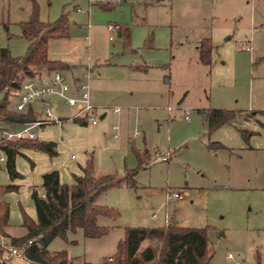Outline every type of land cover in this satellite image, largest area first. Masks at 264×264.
<instances>
[{
	"label": "rangeland",
	"instance_id": "obj_1",
	"mask_svg": "<svg viewBox=\"0 0 264 264\" xmlns=\"http://www.w3.org/2000/svg\"><path fill=\"white\" fill-rule=\"evenodd\" d=\"M35 5L42 21L62 13L68 19V35L47 43L50 58L72 65L57 71L71 80L87 67L90 99L98 96L106 105L95 107L97 124L91 125L73 120L76 110L53 98L52 111L63 121L34 131L36 140L55 142L57 153L20 147L16 178L0 150V188L17 187L0 191L10 207L7 232L26 233L22 212L36 220L31 192L41 193L43 174L57 171L62 184L72 185L91 158L101 175L122 178L136 170L135 187L111 188L97 198L119 212L117 219L98 218L100 226L113 228L106 236L68 233L48 245L50 253L101 264L116 253L125 227L163 226L167 215L168 222L206 228L209 264H264V0H0V49L25 54L21 23ZM108 24L119 30L109 31ZM204 36L213 45L211 66L197 59ZM209 107L250 115L209 133L200 111ZM135 130L141 135L134 137ZM216 141L224 146L210 147ZM135 149L148 153L139 169ZM155 151L170 159H156ZM173 192L182 198L166 203Z\"/></svg>",
	"mask_w": 264,
	"mask_h": 264
},
{
	"label": "trees",
	"instance_id": "obj_2",
	"mask_svg": "<svg viewBox=\"0 0 264 264\" xmlns=\"http://www.w3.org/2000/svg\"><path fill=\"white\" fill-rule=\"evenodd\" d=\"M159 1V0H156ZM102 7L115 4L101 2ZM21 35L28 41L27 50L22 56H14L7 47L0 49V119L4 121H27L34 119L29 110L18 113L9 108L11 101L21 82L25 78L47 73L71 69L72 65L58 59H52L47 53L50 38L68 35V19L62 13L53 21H42L34 13L21 23ZM199 61L211 66L213 49L210 38H202L197 46ZM208 132L211 133L221 125L231 122L237 116L245 119L249 112L228 108L202 109ZM86 123L85 118H73ZM241 134L247 137L246 132ZM249 135V134H248ZM22 146L40 149L54 155L56 143L33 139H15L0 141V148L6 154V170L11 178L19 174L14 168V158ZM220 142L210 143V147H223ZM139 165L146 162L147 150L135 149ZM137 171H126L122 178L115 175L94 176L91 158L87 159L82 174L75 176L72 185L62 184L57 171H50L41 177V193L32 189L31 199L36 209V220H32L22 212L21 226L26 233L20 237H12L7 233L9 227V204L0 200V238L8 246L20 250V260L25 264H89L82 258H70L65 251L50 253L48 245L56 238H65L68 233L78 230L85 238H101L106 236L112 227L98 224V218L117 219L119 212L96 203L97 198L111 188L122 186L135 187L134 176ZM15 186L1 187L0 191H15ZM124 236L118 242L116 253L102 261L101 264H209L212 251L209 247L206 228H190L180 226L175 221L158 227H125ZM0 264H14L12 257L0 244Z\"/></svg>",
	"mask_w": 264,
	"mask_h": 264
},
{
	"label": "built area",
	"instance_id": "obj_3",
	"mask_svg": "<svg viewBox=\"0 0 264 264\" xmlns=\"http://www.w3.org/2000/svg\"><path fill=\"white\" fill-rule=\"evenodd\" d=\"M108 30L117 31L119 27L117 25L108 24ZM251 45L248 41L244 45L245 50H250ZM89 79L90 71L88 68L84 70L80 75L73 76L71 80H68L62 71H53L51 74L25 78L19 88L17 89L14 99L11 101L9 107L11 110L18 113H25L31 111L34 114V119L27 121H4L0 119V122L5 125L0 128V141L2 140H15V139H33L36 137L34 131L37 127H42L48 123L58 122L61 123L63 119L53 113V98H57L67 103L69 106L76 110V113L72 118L83 119L89 124H96L97 118L95 116V107L91 102L89 93ZM118 108L115 109L117 111ZM186 118H188L187 109ZM141 133L138 130L133 132V136H140ZM1 150V148H0ZM154 155L156 159L162 161H168L170 159L169 154H163L160 151H155ZM73 157V155H72ZM1 159V157H0ZM182 198L180 192H173L166 198L169 201H176ZM152 219L157 218V214L151 215ZM168 223V219L165 218V224ZM0 244L7 251L8 256L20 258V250L12 246H8L3 238H0ZM228 259H232L231 255L227 256ZM240 264V263H235Z\"/></svg>",
	"mask_w": 264,
	"mask_h": 264
},
{
	"label": "crops",
	"instance_id": "obj_4",
	"mask_svg": "<svg viewBox=\"0 0 264 264\" xmlns=\"http://www.w3.org/2000/svg\"><path fill=\"white\" fill-rule=\"evenodd\" d=\"M108 29V28H107ZM110 31V30H109ZM118 31V30H117ZM113 32H116V31H113ZM205 37H208V36H204V37H202V38H205ZM201 38V39H202ZM208 38H210V37H208ZM200 39V40H201ZM199 40V41H200ZM198 41V42H199ZM250 42V41H249ZM251 43V42H250ZM198 44V43H197ZM197 46V45H196ZM251 49V48H250ZM196 50H197V48H196ZM197 59H198V52H197ZM198 61H199V59H198ZM200 62V61H199ZM201 63V62H200ZM202 64V63H201ZM204 65V64H203ZM87 68V67H86ZM145 68V65H142V69H144ZM44 75H50L51 74V72H49V73H43ZM91 101H92V104L94 105V107H100V106H105L106 105V103H105V101H104V99H102V98H99L98 96H93V97H91ZM209 108H224V107H209ZM209 108H202V109H209ZM202 109H200V111H201V113H202ZM107 115V112H102L101 114H100V119H102V118H105V116ZM203 115V114H202ZM204 117V116H203ZM237 118H241V119H243V117H241V116H237L236 118H234L233 120H235V119H237ZM233 120L231 121V122H228V123H225V124H223V125H226V124H231L232 122H233ZM97 124V123H96ZM96 124H91V125H96ZM223 125H221V126H223ZM220 126V127H221ZM219 128V127H218ZM217 128V129H218ZM244 132H246V131H244ZM247 133V132H246ZM252 133H250V135H251ZM249 135V136H250ZM218 142V141H217ZM219 142H221V141H219ZM222 143V142H221ZM94 176L95 177H99V176H101V174H99V173H97V172H95L94 171ZM96 203H97V200H96ZM151 218V217H150ZM165 218H167V215L165 216ZM165 221V220H164ZM8 233V232H7ZM10 236H12L10 233H8ZM12 237H14V236H12Z\"/></svg>",
	"mask_w": 264,
	"mask_h": 264
}]
</instances>
